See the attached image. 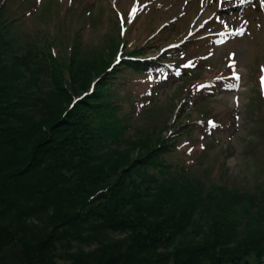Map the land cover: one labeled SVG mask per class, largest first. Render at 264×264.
Here are the masks:
<instances>
[{"label": "trees", "instance_id": "trees-1", "mask_svg": "<svg viewBox=\"0 0 264 264\" xmlns=\"http://www.w3.org/2000/svg\"><path fill=\"white\" fill-rule=\"evenodd\" d=\"M14 3L0 1V217L11 206L24 213L33 205L37 204L34 209L39 211L51 202L53 209L44 214H55L44 230L34 224L16 231L0 223V256L6 253L22 264H58L54 258L47 262L44 257L53 253V247L57 249L54 241L65 231L69 243L80 244L75 252L65 253L73 264H250L252 259L261 260L264 182L254 191L206 183L196 180L186 164L198 150L206 151L211 129L228 121L206 106L215 98V89L223 80L235 85L228 70L220 68L214 73L210 65L216 62L204 60L207 41L191 39L152 57V50H161L169 39L161 33L164 28L144 44L133 42L124 37L132 25L124 34L116 13L118 34L109 32L112 18H107L104 42L96 50L113 60L103 59L98 66L103 64L105 70L90 82L87 91L77 95V57L84 49L95 48L85 42L84 32L88 27L104 26L103 5L95 0H66L58 8L44 2L42 11L52 10L50 21L56 30L47 43L39 34L50 37L49 27L39 29V34L34 28L24 31V41L11 35L12 28L25 25L29 20L25 16L31 15L27 8L15 16ZM34 37L36 45L32 44ZM58 44L66 46L65 55L61 56ZM117 57H121L119 63ZM90 64L89 69L94 66ZM258 71L248 92L245 119L252 130L251 142H260L262 151L264 93ZM206 72L214 74L203 77ZM170 79H176L170 100H177L171 115L142 120L160 108L155 100L159 84ZM59 95L69 97L70 103L57 124L45 127V121L29 118L28 112L57 102ZM17 122L21 126L14 127ZM44 127L59 132L61 138L45 141ZM128 140L140 148V154L129 159L121 174H113L106 166V179L90 181L95 187L103 181V186L79 200L78 192L85 193L90 182H77L67 173L87 171L83 170L86 162L97 156L105 159L113 151L122 161L126 153L122 146ZM223 152L229 153L227 148ZM49 154L48 162L45 155ZM256 157L260 161L261 156ZM41 164L50 173L51 167L60 175L64 172L68 181L61 175L53 188L39 183L35 175L27 176ZM92 178L89 175L88 179ZM65 182L77 189L64 186ZM108 229L130 234L111 238ZM95 241L97 248H81ZM0 259V264H5Z\"/></svg>", "mask_w": 264, "mask_h": 264}, {"label": "rangeland", "instance_id": "rangeland-1", "mask_svg": "<svg viewBox=\"0 0 264 264\" xmlns=\"http://www.w3.org/2000/svg\"><path fill=\"white\" fill-rule=\"evenodd\" d=\"M11 1L13 0H8L9 3ZM61 1L65 3L66 0H24V2L22 1L23 5L20 4L19 0H15V9H17V11L14 12L15 16L27 8L31 15L25 16L26 19H29L25 25H15L14 28H12L11 35L17 34L20 36L19 38L21 41H24L27 39V36L23 34L24 31L34 28L36 30L35 33L39 34L38 31H41L39 29L44 30L49 27L52 32L50 37L43 38L41 35L46 33L39 34L40 40H47L48 43V40L52 38L56 30L53 28L54 22L52 23L50 21L53 15L52 10L46 12L42 11V5L44 2H47L52 6L58 5V8H61ZM95 1L104 7L102 10L104 14V26L102 27L100 24L97 27H93V29L88 27L84 32L85 42L89 45L91 44V46L94 45L95 48L91 49L92 51L88 48L84 49V52H79L77 57V81L75 82L77 95L87 91L90 82L95 81L100 76V73L105 70L106 67L103 64L98 66L103 59H106L107 62L110 59L113 60V57H106V54H101V52L97 53L96 50L101 48L104 42L103 31H105L104 28L106 29L107 27V22H105L107 18H112L109 32L118 34L116 11H118L119 14H123L125 27H128L129 23L135 19L133 25L130 27L129 33H127L126 36L124 35L125 39H131L133 42L134 40H139L140 43L142 42V44H144L146 38H153L159 28L173 20L175 22L171 23L162 31L163 35H169V39L163 44V47H167L172 43H179L182 40H186V38L189 39V35L196 32V34L202 32L203 35L218 34V39H224L221 43L216 41L211 44L210 42V45L204 48L203 53L206 57L208 56L210 61L216 62L210 65L213 67L214 73L219 71L220 68L224 69L227 65L232 66L230 70L237 72L240 79V86L239 89L232 90V86L228 83L222 84L217 90L214 96L215 98L206 104L207 107L210 106L211 109H213V114L228 118V121L224 123L223 126L211 130L212 135H209L210 137H207L205 140L206 143L209 144L206 151L202 153L201 150H198L195 156L187 159L186 164L190 166L191 173L196 180L206 183H213L214 181L216 184L227 183L229 186H238L244 190L254 191L257 184L264 182V170H262V165L264 164V149L260 151V142H251L252 130L248 126V120L245 119V115L248 92L256 83L255 75L258 74L259 64L264 57V7L261 6V0ZM18 6L20 7L18 8ZM96 11L98 10L96 9ZM135 14L138 16L136 17ZM23 18V16L20 17V19ZM245 21L247 22L246 24ZM242 26L245 31L243 35H240L238 33ZM35 39L34 37V41H32L33 45L37 44ZM36 41H39V39ZM24 43L25 42H23V44ZM59 48L61 50V56L65 55L66 46L60 44ZM159 49H153L150 56L156 54ZM90 63L94 65L91 66V69L88 67V64L92 65ZM82 69H85V71H82ZM213 74L206 72L203 73V77H208ZM82 75L85 76L83 77ZM175 85L176 79H170L168 82L159 84L155 100L159 103L160 108H157L155 112L145 115L142 120H152L154 115H156V117L159 115V118L171 115L173 106L177 102V100H170L171 93L175 90ZM90 87V89L93 90V84ZM54 98L56 99L57 96ZM69 103V97L59 95L57 102L53 100L50 105L39 109L35 113L28 112L29 118H31V120L41 119V121H45V127L47 125L52 126V124H57L58 121L62 119L63 112L68 107ZM169 123H171V121ZM2 126L0 125V127ZM13 126L16 127L21 125L17 122L15 125L13 124ZM45 127V141L52 140V138L55 139L56 137L57 139L61 138L59 132H55L51 127L50 129ZM210 141H213V143L211 144ZM132 143L133 141L128 140L125 146H122V148L126 150L122 161L119 160L118 157L113 156L115 153L113 151L114 153H108L105 159L97 156V158L93 159L90 163L86 162L83 170L85 169L87 171H82L81 173L79 172L81 170H76L78 171L76 172L73 169L74 172L70 171L67 174L77 182L83 181L85 183L87 181H96L100 178L102 180L106 179V166L114 171L112 172L113 174H121V172L129 166V159L136 158L140 154V148L131 146L134 145ZM119 148L120 147H114L113 149ZM226 148L229 153L223 152ZM256 155L261 156L260 161L257 159ZM45 156V159L49 162L51 154ZM43 166L44 165L41 164L40 166L33 167L27 176L32 177L35 175L39 183H47L53 188L54 183L56 180H59L58 177L61 175L62 179L68 181L63 175L64 172L60 175L61 172L58 174L54 171V168L51 167L50 170H53V172L50 173V171L45 170V168L42 169ZM89 167L91 170H89ZM92 167H95V170H93ZM89 175H91V177L94 176V178H92V180L88 179ZM99 182V184H95L101 188L103 186L101 185L103 181ZM93 184L94 183L90 182V184L85 185V193L83 191V193L78 192L77 195L79 196V200L82 201V196L87 194V197H89L97 190L98 186L95 187ZM64 186L74 190L77 189L72 183L68 184L65 182ZM36 205L27 208L24 210V213L15 209L17 207L11 206V208L7 209L8 211L6 213L1 215L0 223L10 225L13 229H16V231H21V229L25 231L27 227L32 228L34 224L44 230L51 220L49 218L54 216L55 212H48L50 216H46L44 213L50 209L52 210L54 203H44L39 207V211L34 209L38 206ZM263 223L264 222H260L259 224L262 225ZM66 233L65 231L60 232L59 240L54 241L57 249L53 247V253L45 257L40 256V259L44 257L45 261L48 262L54 258L55 262L58 264H73V261L67 258L65 253H67L68 250L75 252L78 249L77 247H80V244L75 241H70L71 243H69L68 239L65 238ZM107 233L110 234L111 238L127 237L130 234L128 230L112 231L109 229ZM250 235L251 234H249V236ZM81 246L84 250L90 251L97 248L98 242L95 241ZM11 257L12 256H6V253L0 256L2 261H5V264H22L20 262H15ZM258 261L264 264V256L261 260H258V258L252 259L249 263L257 264ZM39 263L38 261L37 264Z\"/></svg>", "mask_w": 264, "mask_h": 264}, {"label": "snow or ice", "instance_id": "snow-or-ice-1", "mask_svg": "<svg viewBox=\"0 0 264 264\" xmlns=\"http://www.w3.org/2000/svg\"><path fill=\"white\" fill-rule=\"evenodd\" d=\"M261 6L264 7V0H261ZM246 23H247V22L245 21V24H246ZM244 31H245V29H244L243 26H242L238 34L243 35V34H244ZM236 79L238 80L239 77L237 76ZM209 123H210L213 127H215V122L210 121Z\"/></svg>", "mask_w": 264, "mask_h": 264}]
</instances>
